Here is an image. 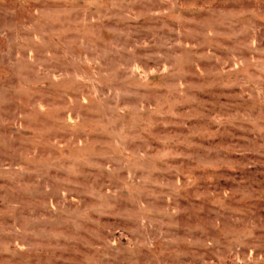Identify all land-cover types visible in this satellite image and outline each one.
<instances>
[{
    "label": "rangeland",
    "instance_id": "obj_1",
    "mask_svg": "<svg viewBox=\"0 0 264 264\" xmlns=\"http://www.w3.org/2000/svg\"><path fill=\"white\" fill-rule=\"evenodd\" d=\"M0 264H264V0H0Z\"/></svg>",
    "mask_w": 264,
    "mask_h": 264
}]
</instances>
